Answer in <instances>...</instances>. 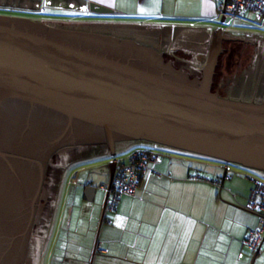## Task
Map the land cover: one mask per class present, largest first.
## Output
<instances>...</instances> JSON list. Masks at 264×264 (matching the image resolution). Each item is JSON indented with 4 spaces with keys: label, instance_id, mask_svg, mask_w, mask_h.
<instances>
[{
    "label": "water",
    "instance_id": "1",
    "mask_svg": "<svg viewBox=\"0 0 264 264\" xmlns=\"http://www.w3.org/2000/svg\"><path fill=\"white\" fill-rule=\"evenodd\" d=\"M212 47L190 76L133 40L0 15V264H28L48 169L85 147L105 145L114 157L118 143L145 142L264 174V101L213 90ZM114 169L112 160L108 187Z\"/></svg>",
    "mask_w": 264,
    "mask_h": 264
},
{
    "label": "crops",
    "instance_id": "2",
    "mask_svg": "<svg viewBox=\"0 0 264 264\" xmlns=\"http://www.w3.org/2000/svg\"><path fill=\"white\" fill-rule=\"evenodd\" d=\"M139 1L147 5L150 2V0ZM223 1L201 0V4L199 3L198 16L200 19L215 17L218 24L214 28L196 23L185 25L169 22L159 28L147 29L143 28V25H137L140 23L138 20H129L131 24H123V21L120 23L118 20L129 15L121 13L117 8V0H0V9H13L22 13L36 14L41 11L49 12L50 17L63 18L64 20L61 21L78 26H91L85 22H87L86 19L94 17L102 22L92 25L106 30L141 27L142 29L140 28L137 35L133 31L132 36L113 35L103 31L92 32L133 40L141 45L152 47L161 54L170 49L173 53L178 54L179 61L177 63L185 65L184 69L192 76L200 75L207 54L215 43L220 54L213 83L216 82L215 77L220 76L217 69L221 58L225 56V59H231L229 53L231 43H241L246 46L241 47V50L246 51L250 48L252 52L248 58L250 64L247 66H252L253 62L257 61L255 64L257 69L254 73L256 88L253 91L250 90V93L257 95L246 100L249 101L250 98L258 96L259 102L264 101V27L261 26L264 24V17L260 19L261 22H256L259 28L252 26L254 23L249 21L248 16L240 18L241 21L250 22L251 27L249 28L255 29V31L249 30L252 33L246 34V36H233L225 32L223 29L225 25L219 24L221 17L219 8ZM89 2L109 8L112 13L94 14L89 10ZM22 16L29 18L25 15ZM130 18L136 17L130 16ZM260 34L263 35L260 36ZM144 38L147 40L143 41ZM236 66L234 67L236 69L235 78H226L228 86L222 84L220 87L224 92L241 96L239 94L244 89L242 84L249 77V71L241 70L238 73L239 67ZM251 100L255 101V99ZM198 171L172 158L163 159L160 163L150 165L149 169L140 176L139 185L134 192L123 196L114 210H106L104 222L102 217L105 210L103 214V209L101 210L97 230L99 236L94 241L89 257L84 258L85 255L81 253L69 255L67 246L65 253L57 252L56 248H51L54 252L52 254L49 251L46 252L45 259L52 256L58 264H250L245 251H251L243 245V241L246 237L245 233L253 229L257 221L251 222V219L246 218L245 221L243 220V226L241 221L239 223L234 221L227 224L226 227L225 224H222L215 228L209 221V216H206L209 206H211L209 199H213L206 189L209 180L200 177ZM219 182L220 179L215 182L210 181L216 185H219ZM104 186L106 188L107 183ZM87 188H94V193L89 195ZM79 189L82 201L93 202L97 187L91 181L84 182ZM218 197L217 194V198L213 199L215 205L219 203ZM232 197L236 198L235 195ZM88 199L91 201H87ZM233 203H236L237 206L228 203L226 205L237 207L236 209L247 213V215L256 217L246 211V203L242 200L241 202L233 201ZM195 214H198V218L194 216ZM50 227L42 238V248L36 264H40L41 253L44 247L50 243L49 241L45 242ZM75 245L81 247L78 240L75 241ZM254 253L251 252L252 255ZM84 259H87L86 263ZM254 261L255 264H264V246H261Z\"/></svg>",
    "mask_w": 264,
    "mask_h": 264
},
{
    "label": "rangeland",
    "instance_id": "3",
    "mask_svg": "<svg viewBox=\"0 0 264 264\" xmlns=\"http://www.w3.org/2000/svg\"><path fill=\"white\" fill-rule=\"evenodd\" d=\"M199 3L201 4V0L200 2L199 0H150L149 4L147 5L143 4L139 0H117V8L121 11V13H126L129 15L127 17L121 18L118 21L120 23H122L123 21V24H131L129 20H138V22L140 23L137 25H143V28L147 29L159 28L161 25L169 22L185 25L196 23L207 26L208 28H214L218 24L215 17L200 19V17L198 16L200 10ZM48 14L49 12L42 11L39 12V14H36L22 13L18 10L13 9H0V15H12L16 17H23L22 15H25L31 19L48 23L52 26L60 25V27H66L75 30H90L89 32L103 31L112 33L113 35L123 34L132 36L133 31L137 35V32L142 29L141 27V29H132L129 27H125L121 28V30H117L115 28L106 30L102 29L101 27L92 25L94 23L102 22L94 17L86 19L87 22L85 23H89L91 24V26H78L76 24L74 25L72 23L61 21L64 20L63 18L59 19L50 17ZM130 16H134L136 18H130ZM246 16H248L249 21L254 23L252 24L254 28H259V26H257L258 23L256 24V22H261L262 20H257L254 15L249 13H247ZM261 26L264 27V24ZM223 27L226 33L232 34L233 36H246V34L252 33L249 30L255 31V29L249 28L251 27L250 22H244L241 20L235 22L234 24ZM262 35L263 34H260V36ZM146 40L147 39L145 38L143 39V41ZM225 46H228L227 43L225 44ZM241 47L246 46H244L243 44L241 45V43L238 42H232L229 47V49L231 48L229 52L231 59H225V56L221 58L219 67L217 69L220 76L215 77L216 82L213 83V90L223 97V95H221L223 93V89L220 87V85L223 84V86H228L225 81L226 78H235L236 69H234V67L237 65L236 67H239L237 69L238 73L241 70H248L249 77H247L242 84V86H244V89H242V92L239 94L241 96L228 94V96L226 97L232 100L242 99V101H248L246 100L247 98L257 95L256 93H250V90L253 91L256 88V78H254V73L255 69H257L255 66V64H257V61L255 60L253 62L254 65L247 66L248 64H250V60L248 58L250 57L252 52L250 51V48L245 51L241 50ZM177 55V53H173L170 49H168L167 52L164 53V60L170 61L175 68L186 71L184 69V67H186L185 65H179L177 63L179 61ZM251 99H255L256 102L260 101L258 96H256V98H250V100ZM126 144L127 145L125 146H121V144H118L116 146L114 157H110L111 152H109L108 148L105 145L88 146L78 152H73L69 156L67 162L68 168L66 170V173L63 176L61 172L56 173L58 174V177L61 178L62 182L60 181V183L58 179L57 183L51 182L52 186H46V189L49 192L48 201L52 202V199H54L53 202L56 203V205L52 223V211L50 210L49 212H47L48 206H46L43 213V218L45 216H47V218L45 221H43L42 218V220L36 227L35 236L37 240H41L42 243V238L44 237L51 223L49 233H47V237L45 239V242L49 241L50 243H46L47 245L44 247L43 252L41 253L42 258L40 264H58L57 260L55 258H52V256L49 257V259H45V253L49 251L52 254L54 252L52 250L53 248H56L57 252L61 251L65 253L67 252L68 246L69 255L74 253L75 255H77V253H81L85 255L84 258L90 256L94 241L96 240L97 236H99L97 230L101 217L104 197L106 194V188L104 185L108 183L109 179V162L117 159L126 162L130 152L133 149L145 147L151 148V145L145 142H128ZM153 150L155 152L160 151L161 154L164 155L165 160H168L169 158L177 159L179 162H182L185 165L199 170L198 173L200 174V177H204L205 179L209 180L206 189L208 194H211L213 199L217 198L219 186L215 183H210V181L215 182L218 179L221 180L224 169L227 170L226 178L221 188L220 197H218V205H215L213 199H209L211 206H209L206 216H209V221L214 225L215 228L216 226L218 227L222 224H225L224 226L226 227L227 224H230L234 221H236V223H239L241 221V225L243 226V220L245 221L246 218L248 220L251 219V222H254V220L255 222L258 221L256 217L247 215V213L236 209L237 207H233L237 206V204L233 203V201L241 202L242 200L244 203H246V197L248 196L250 188L252 187V182L248 179V177L254 178L256 180H262L263 174H259L237 165L223 164L216 160L204 158L195 154L182 152L167 147L154 146ZM50 171L51 170L48 171V176L50 174ZM88 180L91 181L95 187H97V193L93 202H84L80 197L79 188H81V185ZM232 195H235L236 198H233ZM224 201H227L226 203L233 206L226 205ZM237 213L239 215H236ZM194 216L198 218V214H195ZM246 234L247 233H245V236ZM77 240L80 243L81 247L75 245V241ZM245 253L249 258L250 263L253 255L249 251H245ZM84 262L86 263L87 259H84Z\"/></svg>",
    "mask_w": 264,
    "mask_h": 264
},
{
    "label": "built area",
    "instance_id": "4",
    "mask_svg": "<svg viewBox=\"0 0 264 264\" xmlns=\"http://www.w3.org/2000/svg\"><path fill=\"white\" fill-rule=\"evenodd\" d=\"M224 9V12L222 11ZM252 14L257 20L264 17V0H224L219 8V15H224L223 25L228 26ZM163 155L153 149L132 150L126 162L115 160V169L110 187H106L107 203L105 210H114L118 200L127 194H132L139 184L140 176L150 165L160 163ZM252 182L246 198L245 209L258 219L256 226L248 230L243 245L255 252L264 244V174L262 180L248 177Z\"/></svg>",
    "mask_w": 264,
    "mask_h": 264
},
{
    "label": "flooded vegetation",
    "instance_id": "5",
    "mask_svg": "<svg viewBox=\"0 0 264 264\" xmlns=\"http://www.w3.org/2000/svg\"><path fill=\"white\" fill-rule=\"evenodd\" d=\"M60 26V25H59ZM163 56H164V54H162ZM190 76H192V74L191 73H188ZM213 87H214V85H213ZM228 94H233V93H227V92H224V90H223V93L221 94V95H223V96H228ZM119 144V143H118ZM117 144V145H118ZM123 144V145H122ZM116 145V146H117ZM120 145V144H119ZM125 145H127L126 143H121V146H125ZM137 149H141V150H147V148H137ZM150 149H154V147H151ZM133 150H136V149H133ZM78 151H80V150H77V151H75V152H78ZM156 151H158V150H156ZM156 153H160L161 154V152L160 151H158V152H156ZM72 154V153H71ZM70 154V155H71ZM69 155V156H70ZM163 155V154H162ZM63 156V155H62ZM69 156H66L65 155V157L63 156V158H61V160H58V161H55L54 162V164L52 165V167H53V169H54V171L56 172V173H59V172H61V174H62V176L66 173V170H67V162H68V159H69ZM58 159H60V158H58ZM163 159H164V156H163ZM51 173V172H50ZM52 175L53 176H48V174H47V185H50V186H52V184H51V182H54V183H57L58 182V179H59V182L61 181L62 182V180H61V178H59L58 177V174H56V176H55V173H52ZM60 182V183H61ZM54 201V199H52V202L51 201H48V203L45 205V208H46V206H48V208H47V212H49L50 210L52 211L51 213H52V216H54V213H55V205H56V203H54L53 202ZM44 211H45V209H44ZM44 211H43V213H44ZM43 218V217H42ZM42 218H41V220H42ZM46 218H47V216H45L44 218H43V221H45L46 220ZM53 218V217H52ZM41 240H37V238H36V236L31 240V242H30V247H29V252H28V255H27V262H28V264H35L36 262H37V258H38V254H39V252L41 251V248H42V246H41Z\"/></svg>",
    "mask_w": 264,
    "mask_h": 264
},
{
    "label": "trees",
    "instance_id": "6",
    "mask_svg": "<svg viewBox=\"0 0 264 264\" xmlns=\"http://www.w3.org/2000/svg\"><path fill=\"white\" fill-rule=\"evenodd\" d=\"M154 146H156V145H154ZM154 146L151 145V147H154ZM156 147H160V146H156ZM145 148H147V149L150 150L149 147H145ZM163 156H164V155H163ZM58 160H60V159H58ZM58 160L56 159L55 161H58ZM49 170H51V171H50L51 173L49 174V176H52V173H55V175H56V172H55L56 170L54 171V169H53L52 166L49 167L48 171H49ZM139 180H140V179H139ZM138 185H139V184H138ZM106 196H107V194H106ZM123 196H125V195H123ZM123 196H122V197H123ZM122 197H121V198H122ZM121 198H120V199H121ZM105 199H106V203H107L108 198L105 197ZM120 199H119V200H120ZM119 200H118V201H119ZM117 203H118V202H117ZM105 205H106V204H105ZM116 205H117V204H116ZM105 215H106V210H105V213H104V215H103V217H102V221H103V222L106 220Z\"/></svg>",
    "mask_w": 264,
    "mask_h": 264
}]
</instances>
